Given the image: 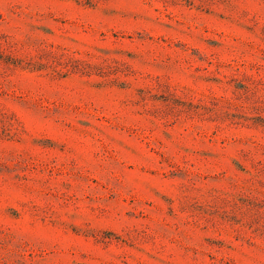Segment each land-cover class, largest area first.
Returning a JSON list of instances; mask_svg holds the SVG:
<instances>
[{
	"label": "rangeland",
	"instance_id": "obj_1",
	"mask_svg": "<svg viewBox=\"0 0 264 264\" xmlns=\"http://www.w3.org/2000/svg\"><path fill=\"white\" fill-rule=\"evenodd\" d=\"M0 264H264V0H0Z\"/></svg>",
	"mask_w": 264,
	"mask_h": 264
}]
</instances>
